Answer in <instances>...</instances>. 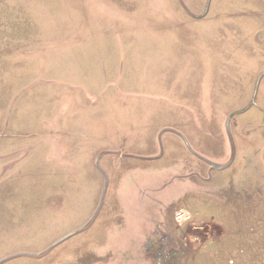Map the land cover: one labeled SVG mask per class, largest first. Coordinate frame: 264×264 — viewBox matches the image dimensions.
I'll return each instance as SVG.
<instances>
[{
	"label": "rangeland",
	"instance_id": "obj_1",
	"mask_svg": "<svg viewBox=\"0 0 264 264\" xmlns=\"http://www.w3.org/2000/svg\"><path fill=\"white\" fill-rule=\"evenodd\" d=\"M0 264H264V0H0Z\"/></svg>",
	"mask_w": 264,
	"mask_h": 264
}]
</instances>
